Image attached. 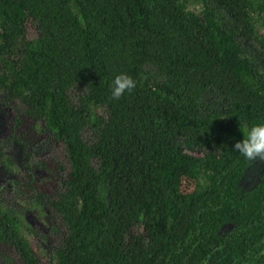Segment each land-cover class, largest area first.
I'll return each instance as SVG.
<instances>
[{"label":"trees","instance_id":"1","mask_svg":"<svg viewBox=\"0 0 264 264\" xmlns=\"http://www.w3.org/2000/svg\"><path fill=\"white\" fill-rule=\"evenodd\" d=\"M0 90V264H264V0H0Z\"/></svg>","mask_w":264,"mask_h":264},{"label":"clouds","instance_id":"2","mask_svg":"<svg viewBox=\"0 0 264 264\" xmlns=\"http://www.w3.org/2000/svg\"><path fill=\"white\" fill-rule=\"evenodd\" d=\"M136 83V80L126 73L115 75L109 85L110 98L119 100L126 93H131L136 87ZM240 130L243 133V138L234 144V150L249 162L264 161V122L252 125L240 123Z\"/></svg>","mask_w":264,"mask_h":264},{"label":"rangeland","instance_id":"3","mask_svg":"<svg viewBox=\"0 0 264 264\" xmlns=\"http://www.w3.org/2000/svg\"><path fill=\"white\" fill-rule=\"evenodd\" d=\"M195 4H190V7H193ZM4 109L0 105V137L2 136V122L4 118ZM6 149H8V153L11 154L14 158L18 159V151L14 148L13 145L6 143L4 145ZM3 173L0 172V178ZM264 176V161L256 160L255 162H251L245 177L243 179V188L251 189L254 187L261 177ZM49 223L48 218L45 215V212L37 207L30 206L27 208L26 212L23 215V224L30 225L35 227L36 229L45 230ZM35 234V232H33ZM34 236V235H33Z\"/></svg>","mask_w":264,"mask_h":264},{"label":"flooded vegetation","instance_id":"4","mask_svg":"<svg viewBox=\"0 0 264 264\" xmlns=\"http://www.w3.org/2000/svg\"><path fill=\"white\" fill-rule=\"evenodd\" d=\"M0 105H1V107L4 109V111H5V113H4V118H3V122H2V127H3V129H2V136L0 137V147H1V149L3 150V151H5V153L6 154H8L10 157H11V159L14 161V170H16V169H18L19 168V161H20V150H19V147L17 146V145H15L12 141H10V140H7L6 139V137H5V135H4V122H5V118H6V115H7V108L3 105V91H1L0 90ZM20 108H23L21 105H20ZM6 143H8V144H11V145H13L14 146V148H16V150L18 151V159H17V157L16 158H14L11 154H9L8 153V149H6L5 148V146L4 145H6ZM0 172H2L3 174L1 175V178H0V180H2L3 178H7V177H9L8 175H7V173L6 172H4L1 168H0ZM30 206H33V205H28V207H30ZM34 207V206H33ZM27 210V209H26ZM26 212V211H25ZM24 212V213H25ZM50 225V223H48V225H47V227ZM46 227V228H47Z\"/></svg>","mask_w":264,"mask_h":264}]
</instances>
